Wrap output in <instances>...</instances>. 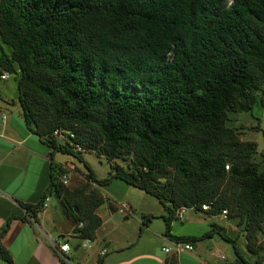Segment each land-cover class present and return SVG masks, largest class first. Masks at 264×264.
Listing matches in <instances>:
<instances>
[{"label":"trees","instance_id":"1","mask_svg":"<svg viewBox=\"0 0 264 264\" xmlns=\"http://www.w3.org/2000/svg\"><path fill=\"white\" fill-rule=\"evenodd\" d=\"M5 71L17 75L25 126L52 149L50 157L104 154L109 175L97 179L85 163L90 181L119 178L156 197L176 241L217 233L239 254L217 224L199 237L170 234L179 207L226 209L246 249L259 255L237 261L264 260V166L253 159L257 144L228 125L230 113L253 108L264 85V0H0ZM55 130L73 137L60 141ZM63 172L51 159L47 189L22 207L35 219L54 195L78 238L92 239L104 197L87 190L88 181L68 189ZM11 218L0 227V258L8 264L1 238Z\"/></svg>","mask_w":264,"mask_h":264},{"label":"crops","instance_id":"2","mask_svg":"<svg viewBox=\"0 0 264 264\" xmlns=\"http://www.w3.org/2000/svg\"><path fill=\"white\" fill-rule=\"evenodd\" d=\"M10 76L7 79L0 77V227L12 216L10 226L1 238L2 245L12 257V264H66L60 253L52 250L49 239L56 235L66 237L71 247L67 257L72 264H96L99 258L103 264H166L170 258H176L177 264H241L237 261L241 258L249 263L258 259L259 255L250 254L246 249L245 238L241 246L236 243L237 254L232 244L217 233L189 242L193 245L192 250L175 249L176 240L165 232L163 216L167 211L163 206L159 212L141 209L142 219H130V224L135 227L128 229L125 224L129 220L114 221L117 212H124L118 209L117 204L111 203L107 207L100 204L96 213L102 222L88 247H82L84 239L80 240L73 232L74 226L69 218L50 223L49 196L44 200L43 210L32 219L22 203H37L47 189L53 156L50 157L52 150L42 138L26 128L18 106L17 85L16 82H8ZM91 184L96 187L95 182ZM204 213L208 215L207 218L193 215L198 220H206V225L203 223L202 227L197 220L190 218L188 227H178L177 222L185 219L184 213L182 218L175 217L170 222V234L199 237L210 230L212 224H217L228 235L233 226L227 218H223L220 212ZM144 215L155 217L147 219ZM163 247H169L170 252H165ZM0 264L8 263L0 258ZM259 264H264V260H260Z\"/></svg>","mask_w":264,"mask_h":264},{"label":"rangeland","instance_id":"3","mask_svg":"<svg viewBox=\"0 0 264 264\" xmlns=\"http://www.w3.org/2000/svg\"><path fill=\"white\" fill-rule=\"evenodd\" d=\"M3 47L7 52L9 51L8 46L3 45ZM16 77L17 75L12 73L8 82L15 83ZM228 125L237 129L239 137L242 140L254 141L257 144L258 153L253 156V159L258 161L261 166H264V85L262 90L259 91V96L253 108L249 111L230 113ZM51 150L52 149L50 148V151ZM82 157L83 161L70 154L53 152L54 161L65 167L63 168L64 172L60 176H66V183L62 181L61 182L70 190L82 186L86 181L89 183L87 190L94 188L91 186L92 181H90L87 176V165L93 170L97 179H103L107 177L111 171V163L107 161L104 154H101L97 151H85L83 152ZM127 161L128 159H116V163L119 164H126ZM85 163L87 165H85ZM95 184L96 187H98L97 189L100 191V193L104 195V201L102 204L105 207L111 203H115L118 205V209H122L124 211L121 213L117 212V214L114 216V221L118 222V220H129V222H126L127 224H125V227L128 229L135 227L130 224L132 223L130 219L134 217L142 219V216L139 212L141 209L151 210L152 212H159V210L162 209V205L158 202L156 197L144 192L137 187L127 184L119 178H114L103 185H98L97 183ZM48 203H50V223H58L60 219L66 221V216L63 213L59 198L54 195H50ZM127 209L130 211L127 212ZM124 214H127V216H124ZM194 214L201 218H207L208 216L202 211L186 209L184 210L185 219L181 222H177V226L188 227V218L197 220L200 223V227L204 226V224L206 225L205 219L198 220L197 216H193ZM178 220L179 219H177V221ZM227 221L233 226L230 228L228 235L236 240L237 245L241 246L244 236L240 231V226L236 225V220L233 218H229ZM79 223L82 224V222ZM246 255L248 256V254Z\"/></svg>","mask_w":264,"mask_h":264},{"label":"built area","instance_id":"4","mask_svg":"<svg viewBox=\"0 0 264 264\" xmlns=\"http://www.w3.org/2000/svg\"><path fill=\"white\" fill-rule=\"evenodd\" d=\"M10 76L9 72L5 71L2 74H0V77L2 79H7ZM54 135L57 136V138L60 141H63L65 139H69V137H73V133L66 131V130H55L54 131ZM77 149H80L79 146H77ZM60 181L66 183V176L62 175L58 177ZM45 206V203L43 204V207ZM211 208V204L210 203H204L201 205V210L202 212L204 211H208ZM189 209V210H195V206H182L179 207L176 211V217L177 218H182L183 217V213L184 210ZM196 211V210H195ZM226 209H223L220 214L223 215V218H226ZM82 224L80 223V226ZM50 240V244L52 245V247L54 249H56L60 255L62 256V258L64 259V261L66 262V264H72V262L70 261V259L67 257V253L70 251L71 247L69 245V243L66 241V237L63 235H56L52 238L49 239ZM89 242L90 239L86 238L83 240L82 242V247H88L89 246ZM174 246L175 249L177 250H181V249H185V250H192L193 249V245L189 242H182V241H175L174 242ZM163 250L165 252H170V248L169 247H163ZM104 253V250L101 252V255Z\"/></svg>","mask_w":264,"mask_h":264}]
</instances>
